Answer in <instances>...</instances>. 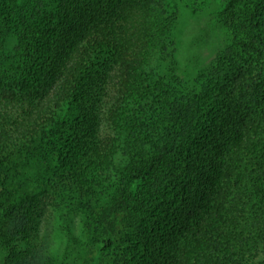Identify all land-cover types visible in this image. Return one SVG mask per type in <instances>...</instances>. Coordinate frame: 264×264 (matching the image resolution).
I'll list each match as a JSON object with an SVG mask.
<instances>
[{"label":"trees","instance_id":"1","mask_svg":"<svg viewBox=\"0 0 264 264\" xmlns=\"http://www.w3.org/2000/svg\"><path fill=\"white\" fill-rule=\"evenodd\" d=\"M250 1L227 2L231 42L188 78L178 0H0L6 264H66L30 239L47 200L70 239L81 214L83 255L264 264V0ZM108 80L100 131L92 87Z\"/></svg>","mask_w":264,"mask_h":264},{"label":"rangeland","instance_id":"2","mask_svg":"<svg viewBox=\"0 0 264 264\" xmlns=\"http://www.w3.org/2000/svg\"><path fill=\"white\" fill-rule=\"evenodd\" d=\"M228 1L178 0L180 11L176 37L180 44L179 72L184 76L193 78L198 71L206 69L231 42L232 32L220 19ZM255 1L251 0L249 4ZM92 88L95 94L94 110L97 117L100 116L99 129L102 131L109 128L103 117L107 100L113 92V83L108 80L103 84L93 85ZM30 171L31 173L35 171L34 165ZM212 196L213 193L207 195V198L212 200ZM49 204L50 200L49 203L47 200L41 205L37 227L30 232V239L33 242L38 243L47 236L49 243L47 253L53 257H60L66 264H116L114 256L104 251L101 243L89 245L86 254L83 255L84 226L81 214L73 215L72 231L76 238L70 239L64 221ZM5 260L6 250L0 241V264H6Z\"/></svg>","mask_w":264,"mask_h":264}]
</instances>
